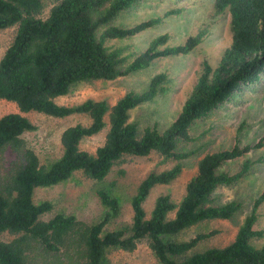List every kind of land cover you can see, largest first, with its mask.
<instances>
[{
	"label": "trees",
	"instance_id": "16d2710c",
	"mask_svg": "<svg viewBox=\"0 0 264 264\" xmlns=\"http://www.w3.org/2000/svg\"><path fill=\"white\" fill-rule=\"evenodd\" d=\"M142 1L60 0L50 15L42 18L44 0H0V30L18 25L12 44L0 61V98L16 103L20 110L0 118V160L8 152L14 155L9 170L0 178V234L16 236L11 242L0 241V264H36L38 255L40 258L62 252L68 256V264H107L110 249L132 253L143 240L149 242L158 260L155 264H264V247L252 244L253 239L264 235L255 230L264 191L231 245L188 256L218 231L198 234L188 241L172 240L207 221L235 220L242 204L221 203L218 191L239 183L255 163L245 160L234 174L223 168L264 148V134L254 145L237 143L205 155L199 160L197 174L188 182L181 203L177 206L171 196L161 195L150 218L143 204L156 186L170 185L179 178L182 163L161 173H151L141 182L132 199L131 225L105 232L108 223L121 212L118 198L105 190L99 191L98 196L108 212L95 225L62 214L42 220L53 206L50 202L37 205L36 189L65 182L78 171L101 182L127 156L148 157L156 152L180 162L190 158L196 151L186 152L182 148L194 141L193 125L209 117L236 93L258 83L264 74V0H215L214 16L230 13L232 42L224 50L218 67L213 68L207 60L202 63L194 89L164 132L155 126L141 133L139 126L130 122V111L168 91L166 74L156 75L148 88L128 92L113 106L93 100L73 107L59 105L56 100L79 83L130 77L158 59L188 55L203 42L204 33L171 46L166 33L154 38L145 51L131 49L125 41L183 12L182 8H172L162 16L133 26L118 23ZM30 112L56 118L86 114L92 123L66 129L61 137L64 154L46 169L22 139L25 133L36 130L24 116ZM107 116L110 129L105 144L95 155L82 150L80 144L85 138L103 131ZM262 161L263 158L258 162Z\"/></svg>",
	"mask_w": 264,
	"mask_h": 264
},
{
	"label": "rangeland",
	"instance_id": "374dc122",
	"mask_svg": "<svg viewBox=\"0 0 264 264\" xmlns=\"http://www.w3.org/2000/svg\"><path fill=\"white\" fill-rule=\"evenodd\" d=\"M60 0H44V9L40 17L47 18L51 9ZM215 0H143L137 7L128 11L118 23L133 26L154 17L162 16L172 8H182L183 12L171 16L154 28L148 29L134 38L125 41L131 49L142 52L150 42L162 35L169 34L171 46L184 44L190 36L206 34L203 42L190 54L184 56L161 58L149 68L130 77L114 81L96 80L83 82L73 86L70 92L56 101L62 106H77L88 100L106 101L110 106L124 97L128 92L142 91L148 88L151 80L158 74H166L165 87L168 89L155 100L143 104L130 111V122L136 123L142 133L148 127H157L164 132L177 118L185 101L194 89L201 73V65L207 60L213 68L218 67L224 50L232 42L230 13L214 16ZM18 31V25L0 30V61L11 46ZM20 113L16 103L0 98V118ZM35 126L36 130L22 136L26 147L33 150L40 159L41 165L49 169L59 161L64 148L61 143L63 132L76 125L90 126L92 119L86 114H75L66 118H56L43 113L30 112L24 114ZM105 128L99 134L85 138L80 148L95 155L98 148L105 144L110 129L109 117L105 118ZM264 134V74L261 80L236 93L232 99L215 110L209 117L197 121L192 129L193 142L183 146L186 152L196 151L190 158L180 162L167 159L154 152L148 157L127 156L117 163L105 180L99 182L88 179L81 171L72 175L65 182L55 186L38 188L34 201L37 205L50 202L51 212L42 217L49 221L55 216H74L88 225H95L108 212L98 192L107 191L118 198L121 212L105 227V232L114 231L122 225H131L134 212L132 199L136 195L141 182L151 173H161L172 169L179 163L183 171L179 178L170 185L156 186L143 204L147 218H150L157 199L161 195H169L178 206L186 194L188 182L197 174V165L207 154L223 151L239 143L241 146L256 144ZM263 158L262 162H258ZM255 164L249 174L234 186L221 187L218 193L221 203L237 201L242 204L241 212L234 221L214 220L198 224L172 238L179 242L188 241L198 234H207L217 230L218 233L203 241L191 256L211 248H225L231 245L237 236L240 226L251 212L255 200L264 191V148L253 150L249 155L227 164L223 170L234 174L240 171L245 160ZM14 155L8 152L0 160V178L9 170ZM174 212L171 213V217ZM255 230L264 232V204L259 209V220ZM16 236L0 234V241L11 242ZM252 244L257 248L264 247V235L255 238ZM68 256L64 252L53 255L44 254L36 257V264H68ZM158 260L143 240L135 252L129 253L120 249L108 251L107 264H155Z\"/></svg>",
	"mask_w": 264,
	"mask_h": 264
}]
</instances>
